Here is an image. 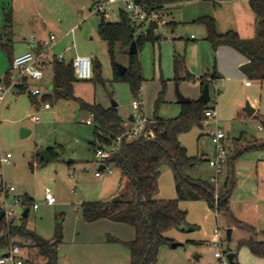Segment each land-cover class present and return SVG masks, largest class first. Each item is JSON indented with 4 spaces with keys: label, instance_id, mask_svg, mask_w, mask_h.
Segmentation results:
<instances>
[{
    "label": "rangeland",
    "instance_id": "obj_1",
    "mask_svg": "<svg viewBox=\"0 0 264 264\" xmlns=\"http://www.w3.org/2000/svg\"><path fill=\"white\" fill-rule=\"evenodd\" d=\"M34 1L42 2L45 6L54 3L59 5L55 16L52 17L63 27V33L56 32L59 37L71 31L75 25H80L76 34L71 33L68 37H63L57 48L59 50L67 48L65 56L69 59L74 56H85L87 53L92 54L96 56L100 67L96 70V63H93L91 79L77 78L72 98L56 99L51 59L46 60L43 57L44 77L39 81H31L28 85L33 87L37 83L40 87L42 92L38 97V103L33 104L28 89L19 91L16 87L3 99L0 105V138L4 156L9 152L12 158L9 162H0V183L15 188L8 196L10 202H14L15 196H21L20 192L27 191L33 196L34 203L39 204L38 209H30L28 216H24L28 204L16 206L17 215L12 224L23 227L47 241L56 239L61 225L63 239L57 249L60 259L58 264H131L128 246L123 242L108 241L107 238L110 235L130 240L129 238L135 237L133 227L115 222L116 228L112 231L107 230L113 233H106L107 231L102 232L97 225L85 222L82 218L83 201L105 200L111 192L118 194L116 196L123 194L125 198L130 197L126 191L125 178L118 168L110 165V170L99 169L96 148L100 141L94 133V124H87V120H94V116L83 103L111 106L112 99L109 93H112L113 99L119 104V112L125 119L124 126L129 129L135 125L134 120H129L131 114L154 117L161 79L164 78L167 80L165 102L158 114L176 116L181 111V105L177 102V85L183 94H189L188 88L193 87L194 82L182 79L179 83L174 80V56L180 54L188 57L194 64L196 70L194 72H198L197 76L205 72L203 69L208 62H213V65L215 63L211 52L214 50L207 40L206 27L196 20L201 16L211 15L218 19L219 32L235 30L239 33L240 28L244 35L252 32V35L245 39H255L260 30L259 18L251 8V0H220L216 4L205 0L183 2L175 11L178 27L172 31L168 26L160 32L162 35L160 40L148 41L142 47L140 60L145 80L140 95L135 97L128 83L113 81L115 66L117 64L129 66L130 53L122 51L118 46L113 60L107 43L99 33L101 13L95 10L98 0H30L31 3ZM71 4H78L80 5L78 8L81 9L75 10ZM2 6L3 0H0V7ZM121 8V4L111 6L107 19L110 22L119 21ZM4 24L5 18L2 17L0 26ZM20 26L21 24L15 26L14 35L20 33ZM26 32L30 34L31 30ZM187 33L194 34L197 38L188 40L185 37ZM192 44H199L200 47H192ZM4 51L6 52V49L0 45V66L4 61ZM51 56L52 52L49 57ZM223 64L222 77L215 80L210 88L209 102L218 111L217 119L210 120L211 126L205 124L194 126L180 136V141L187 147L189 155L200 158L194 167L196 175L192 172L190 174L195 178L208 179L215 186L214 176L216 178L217 169L210 164V159L215 158L217 148L208 133L211 128L220 127L226 134L223 144L228 148L227 161L237 153L232 147L235 139L243 138L242 144L257 138L264 139V122L260 117L264 116V81L255 79L254 71H250L253 69L251 66L248 69L251 72L249 76H240L233 73L234 67L230 63ZM257 67L262 65L259 64ZM249 78L252 79L251 86L246 85ZM4 82L5 79L2 83ZM45 95L51 97L48 101L50 108L45 106L46 101L43 99ZM134 100L140 102L138 110L133 109ZM247 102L257 109L252 116L243 109ZM33 116H39L40 119L35 121ZM25 130L30 133L25 134ZM49 148L55 151L54 159L47 164L39 162L37 160L39 152ZM262 155L264 156V149L246 150L238 155L234 165L235 174L240 169L244 171L245 168L247 172L255 173L256 167L252 166ZM227 161L223 171L227 167ZM97 171L101 172V177L95 176ZM186 172L188 174V170ZM225 172L226 170L220 177H223ZM210 178L212 180H209ZM160 184L161 193L165 196L162 200H168L165 198L170 196L175 186L174 172L171 168H164ZM48 192L55 195L57 201L54 204L46 202ZM4 197L5 194H2V201ZM114 197H110V201ZM263 197L264 191L261 189L259 198ZM173 200H178L182 208L188 210L183 228L188 227L189 221L200 224V227L187 233L174 230L171 235L174 243L182 245L177 248H173L172 245L163 246L155 264H208L207 262L230 264L229 261L225 263L224 258L218 259L215 256L216 251L222 249L226 253L231 247L227 228L222 227V240L217 236L216 242L219 246L212 243L203 248V258L200 261L195 258L201 253L200 246L186 241L190 236L211 239L213 227L217 225L216 214L214 213L213 218L206 217L196 206L198 204L193 206L195 200L179 198ZM13 241L24 243L26 237L16 236ZM5 247L8 248L7 245ZM30 249L23 246L20 256L27 260L25 264L47 262L45 257L39 255L38 246L33 245Z\"/></svg>",
    "mask_w": 264,
    "mask_h": 264
},
{
    "label": "trees",
    "instance_id": "obj_2",
    "mask_svg": "<svg viewBox=\"0 0 264 264\" xmlns=\"http://www.w3.org/2000/svg\"><path fill=\"white\" fill-rule=\"evenodd\" d=\"M197 1V0H143V4L149 12L157 10H167L172 5ZM214 4L220 0H205ZM251 7L260 21V30L255 39H245L235 31L221 33L217 27V20L211 15L199 17L196 22L203 24L207 30V40L214 49L221 45L234 47L245 54L250 60L251 71L255 79L264 81V0H251ZM93 6V5H92ZM120 19L116 22H110L104 14L98 23L99 33L102 39L107 43L110 54L115 60V50L119 46L122 51L130 53L129 49L133 42L138 45V53H130V64L125 72L115 66V82H126L130 85L133 95L139 96L145 80L143 67L140 60L142 47L148 42H156L162 38V35L156 32V26H148L134 23L129 14L124 10L120 11ZM166 12V11H165ZM3 14L8 22H12L11 9H4ZM179 23L170 21L168 26L175 30ZM143 29L141 34H136L137 29ZM159 36V38H157ZM4 48L7 44L0 41ZM184 56L175 55L174 68L176 80L192 79L193 75L187 70L186 76H180ZM96 70L100 67L95 58ZM262 67H257L258 65ZM53 69V88L56 99L72 98L74 96V84L77 81L76 72L72 62H65L55 58L52 62ZM93 77V76H92ZM220 76L217 71L207 73L200 77L201 86L211 84ZM10 79L9 72L5 81ZM252 80V79H251ZM101 81H103L101 79ZM163 88L155 104V115L153 123V135H141L138 139L124 142L121 149L107 159V163L118 168L125 178L126 191L130 194L129 198L120 195L121 200L112 203L106 200L83 201L81 206L82 218L86 222H95L100 219H110L115 222L124 223L135 229V239L123 242L130 250L131 264H155L158 261L160 249L166 245H172L174 240L167 233L171 230L196 229V226L188 225L183 228L187 221V211L183 210L178 200H162L157 196L160 192L159 178L164 168L169 167L174 172L175 186L179 200H202L217 212L230 214L232 220L240 225H245L237 220L229 208L230 192L234 187V165L236 157L246 150L264 149V139H253L245 144L243 138L235 139L232 147L237 150L235 156L229 157L227 161V170L229 178L224 187L217 189L213 183L208 180L195 179L187 174V169L196 165L200 160L197 156H191L188 149L180 141V136L189 132L194 126H203L206 119V110L216 108L200 98L182 104L181 112L173 118H162L158 112L161 105L165 102V92L167 80L163 79ZM28 84L23 86L26 91ZM34 104L38 103L37 96L31 95ZM50 96H43L46 103H49ZM83 106L89 109L94 115V133L100 141V144H109L117 136L122 134L126 127L124 120L118 112L117 107H104L100 103H83ZM260 116V115H258ZM264 122V116H260ZM95 145V144H94ZM98 145V146H99ZM53 157L55 151L48 149ZM37 160L44 163L38 156ZM34 167V163L32 164ZM4 184L0 183V194ZM29 202L32 199L24 196ZM0 232L4 235L0 238V246L7 245L9 239L16 236L31 238L34 246L39 247V255L47 259L45 264H58V245L62 242L63 234L61 225L58 228L56 239L47 241L41 236L28 232L23 227L14 226L7 223L4 216L0 217ZM110 241L120 242L119 239L110 237ZM194 242V241H192ZM246 246L250 251L260 257H264V241L241 240L238 247ZM233 252L231 249L226 251ZM234 253V252H233ZM230 264H240L235 253L233 262Z\"/></svg>",
    "mask_w": 264,
    "mask_h": 264
},
{
    "label": "crops",
    "instance_id": "obj_3",
    "mask_svg": "<svg viewBox=\"0 0 264 264\" xmlns=\"http://www.w3.org/2000/svg\"><path fill=\"white\" fill-rule=\"evenodd\" d=\"M182 3L172 5L167 10H165L170 21H174V22L179 23L175 18V11L179 8L180 4H182ZM71 5L75 10L81 9V8H78L80 6L78 4H74V5L71 4ZM58 6L59 5H57L55 3H54V5L50 4L49 6H45L42 2L36 3L34 1L33 3H31L30 0H3V6L0 8L2 10L11 9L13 18H12V22L10 23L6 20V17L4 16V14L2 16L5 18V24H4V26L3 25L0 26V41L6 43L7 47H5L6 52L4 51V54H5V57L3 59L4 61L2 62V65L0 66V83H2L3 79H5L8 72H9V74H11L12 62H13L14 57H16L17 55L22 54L24 52L34 51L36 53H42L43 57L46 60H48L47 58L51 59V65H52V62L55 58H58V59L62 58L63 61L68 63V62H72V60L76 57V56H74V57H71L69 59L65 56V51H67V48H65V49L62 48L63 50L62 49L59 50L57 48V47H59V44L61 43V41L64 39L63 37L66 38L69 36V34H71L70 31L66 32L64 34H61L60 37L56 34V32H58L59 34L63 33L62 25L55 22L52 18L55 16L54 14L57 11ZM92 8H93V6L91 5V9ZM18 24H21L20 31H19L20 33L14 35L15 26ZM79 26L78 25L74 26V27H76L75 34H76ZM177 27L178 26H176V28ZM27 30H31L30 34H27V32H26ZM238 31H239V34L241 35V37H244V38L250 37L248 35H252L251 31L247 35H244L240 28L238 29ZM221 33H224V32H221ZM52 34H54L56 36V39L54 41L55 46L53 48L48 47L45 44L46 41L50 40ZM186 35H185V37H186ZM188 35H189V37H186V39H188V40H195L197 38L196 36L192 37V35H194V34H191V35L188 34ZM192 47H200V45L199 44H192ZM49 49H51L50 52H52L51 57H49V55H50ZM213 50L214 51H211V52H212V55L214 57V62H215L214 65H213V62H211V63L208 62L206 64V67L203 69V72L204 71L205 72L199 76L196 75L198 72H194L196 70L194 68L193 62L188 57L185 58V56H184L185 62L182 65V69L180 71V76L184 78L186 76L187 70L193 75L192 79H190L188 81L194 82V86L188 88L189 94H184L185 96H188L190 99L196 100V99H198L199 95L202 94L203 88L201 86V81L199 80L200 77L204 76L207 73H212L214 71H217L220 78L222 77V70L221 69H222V65H224L223 62L224 63H230L231 66L234 67L233 73H238V75H240V76H244V75L249 76V73H251L250 72L251 70L250 71L248 70L250 68L249 67L250 66L249 58L245 54H243L242 52L235 49L234 47H231L228 45H221L217 49L213 48ZM57 51L59 52V54H57ZM85 56H90L93 59H95V57H96V56H94L92 54H88V53ZM174 60H175V56H174ZM42 63H44L43 58H42ZM210 67L213 68V71H211L212 68H210ZM44 72H45V70H44ZM174 72H175V68H174ZM163 79H161V90L163 88V83H162ZM174 80H176V73L174 76ZM181 80H179V81L176 80V81L180 83ZM184 80H187V79H184ZM211 85H212V83L210 84V88H211ZM248 86H251V85H248ZM161 90H160V92H161ZM39 96L36 97L37 100H39V98H38ZM210 97H211V95H210ZM177 102H178V104L181 105V109H182V104L178 100H177ZM33 104H34V102H33ZM110 105L111 106H108V107H112V104H110ZM118 106H119V104H118ZM118 106H117V108H118ZM108 107H106V108H108ZM256 111H257V109H256ZM256 111H255V113H256ZM118 112H119V109H118ZM119 114H120V112H119ZM178 115H176V116H178ZM132 116H133V114H131L129 116V120H131V121L134 120L132 118ZM159 116L162 118L176 117V116H162V115H159ZM121 117L123 118V116H121ZM148 119L153 120L154 117H150ZM123 120H125V119L123 118ZM192 156H196V155H192ZM53 159H54V157H53ZM238 165H239V163H238ZM194 167H195V165H193L187 169L188 175L190 177H193L190 174V172H192V174L196 175V171H195ZM252 167L253 168L256 167L255 173L247 172L246 168L244 170L245 172L243 171V169H240L235 174V171H234V187L235 188L233 187L234 189H232V191L230 192V196H229L230 197L229 208H230L231 212L237 218V220L243 222L245 225L237 224L236 222H234L232 220L230 214L223 213V212H217L216 210L211 208L208 205V203L205 201H202V200H195L194 201L195 203H193V206L198 204L196 206H198L200 208V210L202 211V213L205 214L206 217L208 216V217L213 218V215L215 213L216 214V216H215L216 224H217L215 226L216 228L213 227L214 232H213L211 239L195 237V236L194 237L190 236L187 238V240H186L187 242L200 246L199 249H200L201 253L195 257L197 260L200 261L203 258V248H205L206 245H208V244L215 243L217 236H219L220 240H222V227H224V228H227V236H228V230L231 229V237L230 238L228 237V239L230 241L229 244L231 245V247L229 249H231V251H233L235 253L240 264H264V257L254 255L250 251V249L246 246L238 247V243L241 240L264 241V197H263V199L259 198V194H260L261 189H262V191H264V156L263 155L259 156V158H257L256 164L254 163V165ZM103 168H104V165L99 164V169H103ZM225 170H226V172H225L226 174H224L223 177H220L221 174H223ZM225 170L222 171V173L218 177V179H219L218 187L219 188L224 187L227 183L228 178H229V173H228L229 171L227 170V168ZM163 171H162V174H163ZM96 173H95L96 177L102 176V174L100 176H98V175H96ZM162 174H161V176H162ZM161 176H160V178H161ZM160 178H159L160 192H159L157 197L159 199H164L165 196L161 193ZM193 178H195V176ZM212 178H210L209 180H212ZM195 179L205 180L204 178H201V177H198ZM214 179H215V176H214ZM206 180H208V179H206ZM173 188H174V190L171 192L170 196H168V197L166 196L167 198H165V199H176V198H178L176 186H174ZM106 191H111V190H106ZM20 195L21 196H28L32 199V202L30 204H28V213H27V216H28L30 209L31 208L34 209L33 204H32V203H34V198L27 191L20 192ZM109 195L110 196L108 197V199H105L106 201H110V199H111L110 197H114L118 194H115V192H111ZM179 205L182 208V204L180 203ZM182 209L186 210L184 208H182ZM186 211L188 213V210H186ZM88 223H91L94 226L97 225V228L101 229L103 232V230L104 231H107V230L112 231V229L116 228V224L119 222H116V224H114L115 221H112L110 219H100L98 221L88 222ZM121 224H124V223H121ZM126 225H128V224H126ZM189 225L196 226V229L198 227H200V224L192 223L190 221H189ZM134 231H135V229H134ZM176 231L177 232H183V233L191 232L188 230H176ZM172 232H174V230H171L167 233V235L170 238H172V236H171ZM106 233H113V232L107 231ZM135 236H136V232H135ZM110 237L117 238L120 240V242H128V241H132L135 239V237H133V238H129L130 240L126 241V240L120 239L119 237L109 235V237L107 238L108 241H110L109 240ZM192 241H194V242H192ZM216 258H218V257H216ZM218 259H220V258H218ZM58 263H59V261H58ZM207 263L209 264L210 262H207ZM210 264H212V263H210Z\"/></svg>",
    "mask_w": 264,
    "mask_h": 264
},
{
    "label": "built area",
    "instance_id": "obj_4",
    "mask_svg": "<svg viewBox=\"0 0 264 264\" xmlns=\"http://www.w3.org/2000/svg\"><path fill=\"white\" fill-rule=\"evenodd\" d=\"M116 4H121V10L127 12L131 18V20L136 24H141L144 26H148L150 24H154L156 26V32L160 34L164 29L168 27L170 22L167 13L164 10H157L153 12H149L143 4V0H98L95 10L104 14L107 18L109 15L108 9ZM3 16V10L0 8V18ZM76 27H73L70 33L75 34ZM143 29L139 28L136 31V34H141ZM195 37V35H192ZM56 36L54 34L51 35L49 41H46L45 44L48 47L53 48L55 46ZM42 53H36L34 51H27L22 54L14 57L12 62L10 79L8 82L0 83V105L5 98L6 94L16 87L19 91H23V86L27 83L30 85L31 81H39L44 75V68L42 66ZM60 60H63L60 58ZM73 67L76 72V77L78 79L87 80L91 79L93 76V58L90 56H77L72 60ZM251 79H247L246 85H251ZM29 93L33 96L41 95V89L37 83L32 87H27ZM47 108H50V103H45ZM140 108V102L137 100L133 101V109L138 110ZM133 115V119L135 121V125L132 128H126L125 131L117 135L109 144H101L96 148V158L97 163L100 165H104L105 170H110V164L106 161L113 154L117 153L124 142H129L135 139H138L141 135H153V128L150 126L154 121L148 119L145 116ZM94 116V115H93ZM218 111L216 108H210L206 110V119L203 123L206 126L210 125L211 119H217ZM35 121L40 119L39 116L32 117ZM87 124H94L93 119H88ZM209 135L212 137L213 143L216 145V155L215 158L210 159V164L217 169V176L215 178L217 189L218 187V177L222 173L223 168L227 161V151L228 148L224 146L223 140L226 138L225 132L220 128H211L209 130ZM12 158L11 153H7L5 156L3 154V148L0 138V162H9ZM96 175L100 176L101 172L97 171ZM14 187H9L4 185L3 191L0 194V206L4 210V218L6 222L9 224L16 218L17 212L15 210L16 206L29 204V202L25 199L24 196H15L14 202H10L8 200V196L11 191H14ZM2 194H5V197L2 201ZM46 202L49 204H54L56 202V197L51 192L46 194L45 198ZM34 209H38V203H32ZM3 233L0 232V238L3 237ZM34 241L31 238H26L24 243H16L13 241L11 237L9 239V243L7 244L8 248L4 246H0V264H25L26 259L21 255L23 251V246L33 247ZM215 246H219L218 242L214 243ZM216 257L220 259H225V263L228 261L226 253L221 249L216 251Z\"/></svg>",
    "mask_w": 264,
    "mask_h": 264
},
{
    "label": "water",
    "instance_id": "obj_5",
    "mask_svg": "<svg viewBox=\"0 0 264 264\" xmlns=\"http://www.w3.org/2000/svg\"><path fill=\"white\" fill-rule=\"evenodd\" d=\"M186 37H189V35L187 34ZM157 38H159V36H157ZM129 51H130L131 54L138 53V45H137L136 42H133L131 44ZM117 67L120 69L121 72H125L126 69H127L126 66L121 65V64H117ZM177 95H178V101L181 104L188 103V102L191 101V99L189 97L185 96L180 91L178 85H177ZM109 97L112 99V107H117L118 103L113 99L112 93H109ZM200 99L202 101H205V102H208L210 100V84H206L204 86L202 94L200 96ZM243 109L249 116H252L255 113V111H256L255 107L252 106V104H250V102H247ZM132 118H134V117L132 116ZM28 133H29V131L25 130V134H28ZM39 157L41 158V160H43L44 164H47V163H49L50 161L53 160V156H52V154L50 153V151L48 149L40 151L39 152ZM120 200H121V197L120 196H116V197H114L111 200V202L114 203V202H117V201H120ZM27 213H28V209L25 210L24 216H27ZM3 215H4V210L0 206V217H3ZM228 237L229 238L231 237V229L228 230ZM180 245H182V243H174V242L172 243V247L173 248H177ZM226 256L228 258V261L230 263H232L233 262L234 253L233 252H228L226 254Z\"/></svg>",
    "mask_w": 264,
    "mask_h": 264
}]
</instances>
